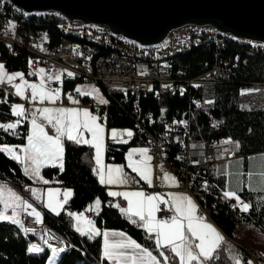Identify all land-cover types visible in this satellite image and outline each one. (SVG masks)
Returning <instances> with one entry per match:
<instances>
[{
  "label": "trees",
  "instance_id": "16d2710c",
  "mask_svg": "<svg viewBox=\"0 0 264 264\" xmlns=\"http://www.w3.org/2000/svg\"><path fill=\"white\" fill-rule=\"evenodd\" d=\"M18 32L20 40L25 41L28 35L40 41L43 46L52 48L63 42H75L89 44L94 48L93 42L79 39L62 33L60 29L63 19L55 15H30L27 18L18 14ZM87 39V38H86ZM102 48V47H101ZM105 51L104 48L101 50ZM229 62L230 79L216 85L215 106L212 111L205 112L195 110L192 97L197 92L187 87L183 94L169 95L166 93L156 97L154 93L141 97L138 103L140 120L151 131L161 129L172 121H184L188 124L190 141L215 142L222 138L237 140L238 156H248L264 153V112H246L239 102L238 87L248 82H264V55L261 53L250 54L243 42L226 40L222 48L210 42L198 48H191L184 54H179L172 60L171 70L177 80L192 79L208 71L215 62L216 56ZM25 48L14 49L9 52L0 43V62L10 72H22L29 76L27 69ZM38 69V68H36ZM43 70V69H42ZM179 75V77H178ZM82 79H74L63 83V89L75 87ZM108 109L100 115L107 117L109 129L130 131L131 139L118 142L107 147V158L116 163H123L124 155L129 147L137 146V135L133 125L137 116L133 113V99L126 95L113 96L111 99L105 96ZM17 98L9 95L0 88V125L13 118V106L17 104ZM16 103V104H15ZM149 122L152 123L151 127ZM20 132V138L13 139L0 127V145L20 146L26 143L27 124L24 118L16 129ZM179 138L176 136L170 144L168 156L175 158ZM235 158V159H236ZM175 161V160H173ZM201 172L209 180L211 192L207 195L204 205L209 209L214 223L229 238H233L238 223H253L264 232V194H244L243 198L250 204L245 214L227 208L218 203L217 196L222 192L217 176L213 175L212 167L202 166ZM0 175L9 183L20 188L23 184H33L24 175L20 166L4 152L0 151ZM44 179L56 181L69 187L72 195L65 202L62 212L57 216L44 215L45 225L57 236L69 243V249L60 256L56 264H111L102 254L103 230H120L134 239L139 244L148 248L153 254L161 257L154 240L143 230L140 223L130 220L121 212L117 205H112L103 186L100 185L93 161V150L90 146L80 145L74 141H63L62 167H46L42 171ZM94 199L101 201V209L93 216L95 227L99 235H76L72 231V219L66 210L81 213L87 209ZM108 204L110 206L108 207ZM38 241V237L31 233H24L19 224L9 221H0V264H47L50 251L47 248L38 253L28 251L31 244ZM264 252V245H263ZM247 253L242 251L233 242H226L216 249L210 260L204 264H236L241 260L247 264ZM264 261V258L262 259Z\"/></svg>",
  "mask_w": 264,
  "mask_h": 264
},
{
  "label": "built area",
  "instance_id": "2783aa9c",
  "mask_svg": "<svg viewBox=\"0 0 264 264\" xmlns=\"http://www.w3.org/2000/svg\"><path fill=\"white\" fill-rule=\"evenodd\" d=\"M18 14L25 18L28 17L6 0H0V43L9 52H13L14 49L28 48L27 69L33 71L36 68H42L44 76L47 78L58 70L61 82L75 79L77 75H84V81L103 87L105 96L110 99L117 94L126 95L129 93L133 99V113L137 116L133 130L138 136V146L146 149L156 164L165 163L169 170L175 172L180 179L183 192L190 194L196 201L198 217L212 220L209 209L204 205L207 195L211 192L209 180L201 172V168L202 166L213 168L215 165L225 164L235 159L239 149L238 141L222 138L215 142H191L188 124L182 120L172 121L161 129L151 131L140 120L138 103L141 97L144 98L150 93H154L156 97L163 93L183 94L185 82H192L198 86V93L192 97L193 108L205 112L212 111L215 106L216 85L228 82L230 79L229 62L219 59V55L216 54V60L208 71L192 79L177 80L176 76L172 74L170 52H181L182 48H198L207 42L214 44L216 48H222L226 40H233L213 29L186 27L172 34L160 45L141 47L120 36L113 35L105 29H92L80 24L63 22L60 29L82 32L84 37L96 38L100 41V48H87L84 47V42L81 44L69 41L64 42L67 46L57 45L47 48L30 35L26 37L25 41L20 40ZM243 43L246 45L248 53L264 55V46ZM101 47L105 49L104 52L101 51ZM0 88L9 95L17 97L15 87L1 83ZM48 89L55 93L64 92L68 98L91 109L96 115H99L100 111L107 112L108 102L102 104L93 98H82L75 89L64 90L63 85L59 82L50 80ZM238 92L239 102L244 107V111L264 112V82L255 81L241 84L238 87ZM31 96V89L25 88L23 98L17 99L18 103L25 107L39 106L38 99L32 100ZM99 117L102 120L106 119L105 115ZM23 118L24 113L22 116L13 115L12 119L3 124H16L15 129L3 127L13 139L20 138V132L16 129L20 126ZM114 130L117 133V138L107 139L106 147L131 139V135L128 133ZM175 136L179 138V142L173 159L175 161H173L168 156V151ZM213 174L215 175L214 172ZM0 180H3L1 175ZM45 181H47V185L60 184L63 186L55 179H45ZM127 182L132 188L142 189L146 195L164 190L163 183L157 179L149 186L148 183L140 181L136 176L128 174ZM33 190L35 188L32 184H24L19 188L18 196L23 202L32 201L36 195V191L33 195ZM217 198L220 205L229 208L233 206L231 200L224 194L219 193ZM109 206L110 204H108ZM158 208L161 220H169L174 216V212L166 204H161ZM19 221V227L24 233H31L38 237L39 242L33 243L30 247L35 246L39 250L47 247L53 253L50 242H56L59 245L66 243L65 249L68 248L66 240L57 236L36 217L21 214ZM44 232L45 239L42 242Z\"/></svg>",
  "mask_w": 264,
  "mask_h": 264
},
{
  "label": "snow or ice",
  "instance_id": "6c2138e0",
  "mask_svg": "<svg viewBox=\"0 0 264 264\" xmlns=\"http://www.w3.org/2000/svg\"><path fill=\"white\" fill-rule=\"evenodd\" d=\"M6 73L4 72V65L0 64V83H3L5 80ZM71 75V73H69ZM20 77L22 79L21 73H16L13 75H7V82L11 83L14 79ZM52 79V77H49ZM59 79V76L55 77ZM28 88L31 89V99L39 100L43 103L47 99L50 103H55L56 98H58V93H48L44 90L43 84L37 87L34 84H27L24 82ZM16 88L17 95H20L23 98V89L20 85H14ZM79 91V89H77ZM103 102V101H101ZM76 103V101H73ZM41 113L43 119L52 125L55 130L56 135L50 136L47 132L44 131L42 125L37 124L36 120H32V134L28 136V144L26 147L20 148V152L24 155H17L13 148L8 146L0 147V151L5 152L10 156V158L17 161V163L26 164V162L31 163V172L37 178H39V169L42 164L49 163L52 161H62L63 156V144L61 142V137H66L68 140H72L75 143H86L92 144L96 148L97 153V163L99 164V155L100 149L102 147L100 143V133L102 128L100 125L96 124V118L90 116V114L84 110L78 112L76 110H69L65 108H43L38 110ZM24 113L23 106L14 105L13 106V115L22 116ZM83 116L84 120L81 121L80 117ZM18 123V121H17ZM5 129H15V123H9L7 125H0ZM83 128L85 131H88L92 134L93 141L83 140V133L80 129ZM128 135H131L129 132ZM140 154L145 156L146 159L150 160L151 157L147 156L146 149H140ZM131 155V154H130ZM133 171L137 172L142 180L152 185V180L150 178V173L147 166L143 169L135 167L131 164ZM29 171V167H25V172ZM113 172L119 174L121 172L120 168H109L108 169V183H123L124 181L117 180L113 177ZM165 180L169 181L173 186H175V180L173 177H170L167 173L165 174ZM47 183V181H44ZM101 182H104V176L101 175ZM33 195H35V190H33ZM51 195V194H50ZM68 193H65L67 197ZM110 195H117L116 193H110ZM119 195H124L128 199V208L121 209L122 213L127 215L135 216L140 222H142V227L149 233V235H155V244L157 250L160 248H168L174 257L179 259V264H192L193 261H196L197 264L200 262V258L207 261L212 258V254L219 247L222 237L216 231V229L204 222L203 217H196V205L193 201L187 196H174L170 197L173 201L172 207L175 210L176 215L173 216L170 220H157L155 213L159 211L158 202L164 203L160 195H148L145 197L142 192L135 193H123ZM224 195L229 198H235L237 203L241 205L242 211H247L249 205L247 203H242L239 200L236 192L226 191ZM3 196V191L0 189V197ZM131 197H135V204ZM12 202H19L20 197L9 192L7 200L4 201V209L7 210L8 207H11ZM99 203V201H97ZM52 208V205H48ZM55 211V208H52ZM33 214L36 215L37 220L39 221V213L33 210ZM17 214L13 212L12 217H6L3 212H0V220L9 219L12 223L19 224L20 221L16 219ZM81 217H77L80 219ZM183 221H187V224ZM136 221H133L135 223ZM87 224H91V221H85ZM22 226V225H21ZM80 231V229H77ZM92 235L89 236L91 239L95 235L100 233L95 229H91ZM84 234L83 232L81 233ZM112 235L124 236L123 233H112ZM104 246H103V256L109 261H116V264H159L156 256L152 252L146 250L141 245L137 244L135 241L126 239L119 242H109V233L104 232ZM198 240L199 243L193 245L191 240ZM126 249H131V254ZM193 249L198 250L194 251ZM39 251L35 246L29 248V251ZM64 249H59V252H63ZM58 254L56 249H53V256ZM160 255L164 257V264H168V257L164 255L163 252H160ZM236 264H239V260L236 261ZM248 264H251L249 261Z\"/></svg>",
  "mask_w": 264,
  "mask_h": 264
},
{
  "label": "crops",
  "instance_id": "0c3cea01",
  "mask_svg": "<svg viewBox=\"0 0 264 264\" xmlns=\"http://www.w3.org/2000/svg\"><path fill=\"white\" fill-rule=\"evenodd\" d=\"M35 70L36 71L40 70L41 72H43L41 68H38ZM31 76L33 79L37 78V74H35V73L32 74ZM46 91L48 93H55V92L50 91L49 89ZM89 97H91V96H89ZM19 98H21V97H19ZM91 98L99 101L100 103L106 102L104 94L100 95V97L95 95V96H92ZM73 101L74 100L68 98L67 95L63 92V93H58V98H56L55 103H50L47 99H45L43 103L39 102V106H37V107H29V106L25 107V106H23V108H24V122H26V124H27L26 143L24 145H20V146L0 145V147L8 146L10 148H13V150L15 151V153L17 155L23 156L24 154L22 152H20V148L26 147L28 144V136L31 135L32 131H33V128H32V120L33 119L36 120L37 124H40L43 126L44 131L47 132L48 135L55 136L56 133H55L54 128L52 127V125H50L47 122V120L42 118L41 113L38 111L39 109H43V108H50V109L65 108V109H69V110H76L78 112H82V111L86 110L90 114V116L96 118V121H95L96 124L100 125V127L102 128V131L100 133V143H101L102 147L100 149V155H99V161L100 162H99V164L97 163L96 148L93 147L92 144H86L83 142H81L79 144L90 146L92 148V150H93V161L95 164V171H96V175L98 177V181H99L100 185L103 186L107 196L109 197V200L112 201V203H111L112 205H117L120 210L122 208L127 209L129 206L128 199H126L124 195H119V194H123V193L131 194V193H135V192L144 193L141 189H136V188L130 187L128 182H127V175L128 174H132V175L136 176L140 181L145 182L144 180H142L140 178V176L137 174V172L133 171L132 166H130V162H131V164L133 166L138 167L140 169H143L145 166H147L148 171L150 173V178L152 180V183L155 179L162 181V183L165 187V190L149 194V195H160L161 199L163 201H165L164 203L158 202V206L161 204H166L174 212V216H175L176 213H175L174 208L172 207L173 201H172V199H170V197L187 196L196 205L195 216L198 217V215H197V209H198L197 203L191 195L184 193L183 191H181L179 189V180H178L177 175L166 171L164 169L163 165H160V164L156 165V163L153 160L152 155H150L148 152H147V156L151 157L150 160L146 159L145 156L141 155L139 150L144 149V148H141V147H138L135 145L132 147H129L127 149L125 155H124L123 163H116L112 160H109L107 158L106 140L107 139H116L117 138L116 131L112 128L109 129L108 126L103 123L104 120L100 119V117H99L100 114L96 115L93 113V111H91V109L79 105L78 102L73 103ZM101 101H103V102H101ZM17 105L22 106L20 103ZM12 113H13V110H12ZM80 119L83 122L84 117L81 116ZM80 131L83 133V136H82L83 140L93 141V137H92V134L90 132L85 131L83 128H81ZM126 132L129 133L130 131H126ZM64 140H68V139L66 137H61L62 144H63ZM70 141H72V140H70ZM124 143H126V142H124ZM6 155L10 158V156L8 154H6ZM14 161L17 163L16 160H14ZM17 164L22 169L24 175H26L31 181H33L32 185L35 188L36 195H37L36 200H37L38 205H39L38 211H37V209H35L32 206H30L28 204H24L23 201H21L20 205H17V207L11 206V207H8L7 210L5 211L4 205L0 201V212H3L6 217H12L13 212L15 211V213L17 214L16 219H18V217L23 213H28V214L34 215L33 210H35V212L39 213V218H41V215L43 216V213L45 215L55 217V216H57L56 214L60 213V211L62 212L64 206L61 207V204H63V203L65 204V202L70 199V197L72 195V190L69 187L61 186L60 184L47 185L44 182L45 179L42 177V171L46 167H62L63 156H62V161H52L49 163L42 164L40 169H39V178H36V180L34 178V175L30 171H28L27 173L25 172V167L26 166L29 167L28 165L29 164L31 165L30 162H26V164H22V163H17ZM157 166H158V169H156ZM109 168H112V169L120 168L121 172L119 174L113 172L112 175L117 180L124 181V182L123 183L117 182V183H111V184L108 183L107 180H108V169ZM212 172H214L215 175L217 177H219L217 179H218V181H220L219 186H220L222 192H224V193L226 191L236 192L237 196L239 197L240 202L247 203L249 205L248 210L250 208V204L243 198V195L244 194H264V153H258V154H254V155H248V156H238L236 159H233V160L229 161L228 163L215 165L212 168ZM166 173L170 177L174 178L175 186H173L169 181L165 180V174ZM101 175L104 176V182L103 183L101 182ZM8 187H10L14 191V193L18 196V194L13 189V187H11V186H8ZM65 193H68L67 197L65 196ZM110 193H116L117 195H110ZM147 196L145 195V197H147ZM53 197L55 198V201H54ZM131 199H133V202L135 204L136 198L131 197ZM232 200L235 203V207L238 210V213L245 214L248 211V210L242 211L241 205L237 203V200L235 198H233ZM97 201H99V203H97ZM49 204H51L52 208H55L56 210L53 211L52 208H50L48 206ZM100 209H101V201L99 199H94L90 203V205L87 207V209L81 213H74V212H69L68 210H66V213L72 219V231L76 235H80V236L92 235V233H91L92 228H95L98 231V229L94 225L93 216L98 214ZM81 215L84 217L85 220L91 221V224L89 225L88 230L87 229L84 230V226H81L79 223H76V218L81 216ZM125 215L130 220H134V221H136L142 225V222H140L137 217H135V216L130 217L127 214H125ZM155 216H156L157 220H160V218L158 217V211L155 213ZM0 221H9L10 222L9 219H3ZM183 222L185 223V225L187 224V221H183ZM204 222L212 225L216 229V231L219 233V235L222 237V241H221L218 248L223 246L227 241H232L242 251L255 254L258 257H259V253L261 251H263L264 232L262 230L256 231V230H258L257 228H259V227L253 223H249V224L238 223L236 228H235L233 238H229L228 236H226L224 234V232L214 222H212V220H207L204 218ZM244 226L245 227L246 226H253L254 228H256V229H253L258 233V239H257L255 244L250 245L248 243V241L243 236H240L238 233H236L240 230V228H242ZM78 228L80 229V231L77 230ZM143 230L147 233V235H149V233L144 228H143ZM82 232L84 233L83 235L81 234ZM104 232L109 233V238H108L109 242H119L121 240H126V239H130V240L135 241L134 239H132L130 236H128L123 231H120V230H103L101 232L102 254H103V246H104V237H103ZM112 233H123L124 236L121 237L119 235H112ZM151 238L155 242V235H151ZM136 243L139 244L138 242H136ZM191 243L193 245H195V244L199 243V241L192 239ZM139 245H141V244H139ZM141 246L143 248H145L146 250L150 251L145 246H143V245H141ZM246 246L251 247V249L250 248L248 249ZM159 250H160V252H163L165 256L168 257V264H179V259L174 257L168 248H160ZM193 250L198 252V250H196V249H193ZM123 251H127L129 254H131V249H126ZM153 255L156 256L159 264H164V257H162V256L159 257L155 254H153ZM260 260H261L260 264H264V261L262 259H260ZM107 261L111 264H116L115 260H113V261L107 260ZM248 262H249V260H247V263ZM204 263H205V260H203V258L201 257L199 264H204ZM192 264H197V262L193 261ZM239 264H243L241 260H239Z\"/></svg>",
  "mask_w": 264,
  "mask_h": 264
},
{
  "label": "water",
  "instance_id": "95a60500",
  "mask_svg": "<svg viewBox=\"0 0 264 264\" xmlns=\"http://www.w3.org/2000/svg\"><path fill=\"white\" fill-rule=\"evenodd\" d=\"M6 1L26 15L52 14L141 47L160 45L186 27L209 28L235 42L264 46V0Z\"/></svg>",
  "mask_w": 264,
  "mask_h": 264
},
{
  "label": "rangeland",
  "instance_id": "374dc122",
  "mask_svg": "<svg viewBox=\"0 0 264 264\" xmlns=\"http://www.w3.org/2000/svg\"><path fill=\"white\" fill-rule=\"evenodd\" d=\"M44 15H52V14H44ZM28 16H30V15H28ZM40 16V15H39ZM63 22H65L64 20H63ZM62 24V23H61ZM180 31V30H179ZM178 32V31H177ZM176 33V32H175ZM174 34V33H173ZM172 36V35H171ZM79 39H85V40H87V41H91V42H93V47L94 48H100V43L99 42H95V41H93V40H90V39H86V38H79ZM61 46H67V44L66 43H61L60 44ZM85 45H88L89 46V44H85ZM90 47V46H89ZM0 64H2L3 65V63H1L0 62ZM42 69V68H41ZM43 71V70H42ZM4 72L6 73V75H5V80H4V82L3 83H5V84H8V85H12V86H14V85H20L21 86V88L23 89V91H24V89L25 88H27V86H26V84L24 83L25 81L27 82V84H34V85H36L37 87H39L41 84H43V88H44V90L46 91V90H48V82L51 80V81H56V82H59V83H61L62 85H63V83L64 82H67V81H64V82H61L60 80H61V75L59 74V71L58 70H56L53 74H52V79H49V78H47V77H45L44 76V74H43V72H41L40 70H33V72L32 71H30L29 72V76H26L25 74H23L22 72H10V71H8L5 67H4ZM16 73H21L22 74V79L20 78V77H17L16 79H14L11 83H8L7 82V75H13V74H16ZM37 74V78L36 79H33L32 78V74ZM57 76H59V79H55V77H57ZM76 79V78H75ZM79 79V78H78ZM72 80H74V79H71V80H68V81H72ZM1 84V83H0ZM16 89V88H15ZM70 89H75L76 91H77V89H79V93H80V95H81V97L82 98H89V99H91V97L92 96H95V95H97V96H99L100 97V95H102L103 93H102V91H101V89H100V86H97V85H94V84H92V83H90V82H88V81H84V80H82V82H78L76 85H75V87H73V88H69V90ZM17 93V92H16ZM87 95V96H86ZM117 95H120V96H123L122 94H117ZM89 96H91V97H89ZM19 97H21L20 95H17V99L19 98ZM97 101V100H96ZM99 102V101H98ZM100 103V102H99ZM16 104V103H15ZM17 104H19L18 103V101H17ZM16 104V105H17ZM103 104V103H102ZM105 121V122H104ZM103 121V123L105 124V125H107V117H106V119ZM151 125H152V123L151 122H149V126L151 127ZM114 129V128H113ZM133 129H134V127H133ZM116 130H118V129H116ZM118 131H122V130H118ZM122 132H125V133H128V132H126V131H122ZM130 140V139H129ZM129 140H127V141H129ZM107 141V140H106ZM127 141H120V142H127ZM137 142H138V137H137ZM137 146H138V143H137ZM139 147V146H138ZM107 150V149H106ZM159 164V163H158ZM157 165V164H156ZM160 165H163V167H164V169L166 170V171H168V172H170V173H173V174H175V175H177L175 172H173V171H171V170H169L168 168H167V166L165 165V163L164 164H162V163H160ZM29 166V171L31 172V165L29 164L28 165ZM156 169H158V166L156 167ZM32 173V172H31ZM3 178V177H2ZM34 178H35V180H36V176L34 175ZM178 180H179V189L180 190H182V187H181V184H180V179L178 178ZM58 182V181H57ZM154 182V181H153ZM162 182V181H161ZM27 184H30V183H27ZM62 184V183H61ZM153 184V183H152ZM11 186V187H13V189L15 190V192L18 194L19 192H18V190H19V188H15V186L14 185H12L11 183H9L8 181H6L4 178H3V180H0V189H2V191H3V196L2 197H0V201L2 202V204L4 205V201L5 200H7V196H8V193L9 192H11V193H13V194H15L14 193V191L10 188V187H8V186ZM24 186V184L22 185V187ZM209 188L211 189V187H210V185H209ZM137 189H140V188H137ZM142 190V189H141ZM164 190H165V187H164ZM143 191V190H142ZM183 191V190H182ZM144 192V191H143ZM156 192H158V191H156ZM151 193H155V192H151ZM150 193V194H151ZM185 193V192H184ZM220 193H222V194H224V192H220ZM16 195V194H15ZM144 195H146V194H144ZM190 195V194H189ZM17 196V195H16ZM147 196V195H146ZM36 197H37V195H35L34 197H33V199H32V201H26V202H24V204H28V205H30V206H32V207H34L35 209H37V211H38V208H39V205H38V202H37V200H36ZM53 199H54V201H55V198L53 197ZM218 199V198H217ZM231 200V202H232V204H233V206L230 208V209H233V210H236L237 211V209H236V207H235V203H234V201L232 200V199H230ZM21 201L22 200H20L19 202H12V201H9V203H11L12 204V206H16L17 207V205H20V203H21ZM218 201V200H217ZM64 206V203L63 204H61V207H63ZM226 207V206H225ZM227 208H229V207H227ZM61 212V211H60ZM238 212V211H237ZM8 214V213H7ZM59 214V213H58ZM58 214H56V215H58ZM23 215H29V216H34V217H36L35 215H31V214H28V213H23ZM20 217H21V215L18 217V220L20 219ZM79 217H81L80 219H77L76 218V223H79L81 226H84V230H88V227H89V224H87V223H85V221H87V220H85L84 219V217L81 215V216H79ZM158 217H159V215H158ZM37 218V217H36ZM43 219H44V216H42L41 215V218H39V220L40 221H42L43 223H44V221H43ZM206 219V218H205ZM161 220V219H160ZM168 220V219H167ZM207 220H210V219H207ZM212 222H214L213 220H212ZM240 223H242V224H246V222H240ZM45 224V223H44ZM247 224H249V223H247ZM47 227V226H46ZM253 229H256V228H254L253 226H244V227H242V228H240V230L238 231V232H236V233H238L240 236H243L247 241H248V243L250 244V245H253V244H255L256 243V241H257V239H258V233L256 232V231H261V229L260 228H257L258 230H253ZM45 239V232H44V237L42 238V242H43V240ZM37 242H39V240L37 241ZM227 242H230V241H227ZM232 242V241H231ZM40 244H41V242H40ZM67 244H69L68 242H67ZM32 245V244H31ZM30 247V246H29ZM248 249L250 248L251 249V247H248V246H246ZM43 248H47V247H43ZM43 248H42V250H43ZM253 248V247H252ZM29 249V248H28ZM48 249V248H47ZM41 250V251H42ZM49 250V249H48ZM68 250V249H67ZM66 249H64V251L63 252H61V254H60V256L62 255V254H64L66 251H67ZM40 251V252H41ZM50 251V250H49ZM31 253H32V251H31ZM34 253H38V252H34ZM245 253H247V252H245ZM33 254V253H32ZM53 253H52V251H50V253H49V256H48V259H47V264H56L57 262H58V260H59V258L60 257H57V259H54V260H52L51 261V259H52V255ZM264 258V252L263 251H261L260 253H259V257L258 256H256L255 254H252V253H247V259L246 260H249L250 262H251V264H260V262H261V260L260 259H263ZM248 264V263H247Z\"/></svg>",
  "mask_w": 264,
  "mask_h": 264
},
{
  "label": "bare ground",
  "instance_id": "6f19581e",
  "mask_svg": "<svg viewBox=\"0 0 264 264\" xmlns=\"http://www.w3.org/2000/svg\"><path fill=\"white\" fill-rule=\"evenodd\" d=\"M61 31L64 34H67V35H70V36H73V37H76V38H88L90 40H93L95 42H99L100 43V41L96 40V38L84 37V33H82V32L67 31V29H61ZM73 43H75V42H73ZM84 47L92 48V47H89L88 45H85V44H84ZM25 50L28 52V48H25ZM189 50H190V48H182L181 52H170V60H173L179 54H184V53H186ZM77 78H80V79L84 80V75H77ZM187 87L193 89L194 91H196L198 93V86L196 84H192V82H185V89ZM50 244L53 247V249H56L57 252H58V254L56 256H52V259H51V261H52L54 259H57V257H60L61 252H59V249H61V248L65 249L67 245H66V243H62L61 245H59L56 242H50ZM39 251H41V250H39ZM39 251H35L34 250V252H39Z\"/></svg>",
  "mask_w": 264,
  "mask_h": 264
}]
</instances>
